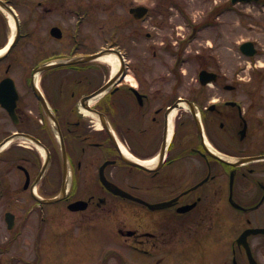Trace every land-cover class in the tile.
<instances>
[{"label":"flooded vegetation","instance_id":"af4514ba","mask_svg":"<svg viewBox=\"0 0 264 264\" xmlns=\"http://www.w3.org/2000/svg\"><path fill=\"white\" fill-rule=\"evenodd\" d=\"M0 1V264H264V76L225 70L219 20L239 0Z\"/></svg>","mask_w":264,"mask_h":264},{"label":"rangeland","instance_id":"374dc122","mask_svg":"<svg viewBox=\"0 0 264 264\" xmlns=\"http://www.w3.org/2000/svg\"><path fill=\"white\" fill-rule=\"evenodd\" d=\"M143 2L140 0L134 4ZM210 4L196 1L194 9L197 10L198 8L201 11L206 8L209 10ZM60 14L66 16L63 13ZM71 15H68L70 18L66 21L70 26H75L76 18ZM219 20L223 26H226L232 38V54L225 70L234 77L252 75L255 69H260V73L264 74V0L249 3L238 2L233 5L230 13L223 15ZM51 22L52 19L50 18L44 25L48 26ZM248 39L255 40L259 49L258 54L253 57L245 56L240 50V44Z\"/></svg>","mask_w":264,"mask_h":264},{"label":"water","instance_id":"95a60500","mask_svg":"<svg viewBox=\"0 0 264 264\" xmlns=\"http://www.w3.org/2000/svg\"><path fill=\"white\" fill-rule=\"evenodd\" d=\"M141 9L145 10V8H141ZM241 49L245 54L250 55V56L257 53V49L253 41H246L242 43Z\"/></svg>","mask_w":264,"mask_h":264},{"label":"bare ground","instance_id":"6f19581e","mask_svg":"<svg viewBox=\"0 0 264 264\" xmlns=\"http://www.w3.org/2000/svg\"><path fill=\"white\" fill-rule=\"evenodd\" d=\"M10 23H11L12 27L15 26V24H14V20H12V18H11ZM105 59H108V60H114L115 57H114L113 55H108V56H105Z\"/></svg>","mask_w":264,"mask_h":264}]
</instances>
